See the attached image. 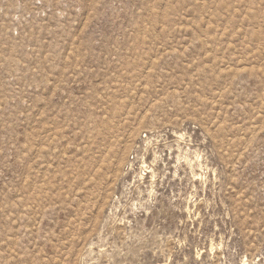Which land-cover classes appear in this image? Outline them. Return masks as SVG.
Wrapping results in <instances>:
<instances>
[{"label": "rangeland", "instance_id": "obj_1", "mask_svg": "<svg viewBox=\"0 0 264 264\" xmlns=\"http://www.w3.org/2000/svg\"><path fill=\"white\" fill-rule=\"evenodd\" d=\"M0 264H264V0H0Z\"/></svg>", "mask_w": 264, "mask_h": 264}]
</instances>
